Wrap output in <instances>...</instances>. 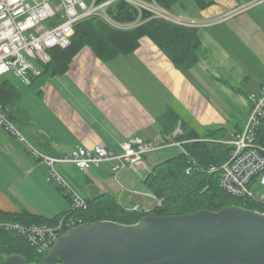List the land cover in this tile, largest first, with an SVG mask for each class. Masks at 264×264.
<instances>
[{
	"label": "crops",
	"instance_id": "1",
	"mask_svg": "<svg viewBox=\"0 0 264 264\" xmlns=\"http://www.w3.org/2000/svg\"><path fill=\"white\" fill-rule=\"evenodd\" d=\"M171 13L190 22L233 14L197 29V64L186 71L142 37L134 52L107 62L83 47L62 75L34 78L29 86L12 74L3 76L13 87L5 108L17 131L54 159L99 145L119 154L123 142L166 136L163 131L174 121L172 139L222 130L217 142L223 144L241 132L247 95L264 78V0H182ZM161 161L144 156L139 165L116 173L121 187L109 179L110 163L84 172L73 164L55 169L84 199L105 195L123 207L149 211L155 204L148 205L143 182ZM69 210L70 202L48 180L47 167L0 128V212L52 220Z\"/></svg>",
	"mask_w": 264,
	"mask_h": 264
},
{
	"label": "built area",
	"instance_id": "2",
	"mask_svg": "<svg viewBox=\"0 0 264 264\" xmlns=\"http://www.w3.org/2000/svg\"><path fill=\"white\" fill-rule=\"evenodd\" d=\"M117 1L131 5L140 16L142 11L152 19H160L188 28L214 25L224 17L202 22H190L174 16L155 3L141 0H0V77L12 74L24 85L41 75V66L49 64V51L53 48L66 49L71 44L74 29L80 22L96 18L116 30L127 31L141 25L140 20L130 24H118L107 15L108 8ZM249 112L241 132L223 144L229 152L224 162L211 166L208 174H218L219 187L232 198L249 201L264 208V147L257 144L258 131L264 128V78L255 93L247 95ZM0 128L24 145L28 153L47 167L48 180L54 182L70 199V210H85L86 200L55 169L56 164H73L80 172L89 167L98 168L110 163L112 174L133 168L149 153L167 148H179L185 154L182 143L171 137L157 135L152 141L134 138L119 145L115 154L102 146L91 150L76 148L69 156L54 159L36 151L15 128L8 110L0 104ZM191 168L186 170L188 174ZM156 206L161 201L147 194ZM138 207H133V210ZM264 215V213L253 211ZM76 221L65 215L53 226H27L19 223L2 222L6 232L23 237L38 254L48 253L57 241L70 230L78 227Z\"/></svg>",
	"mask_w": 264,
	"mask_h": 264
},
{
	"label": "trees",
	"instance_id": "3",
	"mask_svg": "<svg viewBox=\"0 0 264 264\" xmlns=\"http://www.w3.org/2000/svg\"><path fill=\"white\" fill-rule=\"evenodd\" d=\"M141 1L155 3L158 7L171 12L182 0ZM107 15L118 24H130L137 19L142 24L134 29L122 31L113 29L96 18L80 22L75 26L69 47L53 48L49 51L51 60L49 64L41 66L39 77L62 75L67 71L73 57L83 47L90 48L103 62L117 56L129 55L135 51L142 37L149 38L178 70L186 71L197 64L196 51L199 47L197 29L152 19L146 11H142L139 16L131 5L123 1L112 4L107 10ZM12 88L8 80L0 77V104L4 107L9 101L7 94ZM175 125V121L172 122L163 133L169 136ZM223 138L222 130L208 131L202 136L191 133L175 136L173 140L182 143L185 154L178 153L159 162L146 176L143 182L145 190L162 200L160 206L155 205L149 211L126 208L114 199L101 195L85 199L87 203L85 210H69L52 220H45L26 212L17 214L0 212V223L53 226L65 215L68 219L75 220L77 226L97 222L130 226L149 217L183 216L198 212L216 214L230 207L264 213V208L258 205L225 194L219 187L218 174L207 173L211 166L220 164L227 158L228 148L217 142ZM256 142L264 147V128L259 129ZM188 168H191V171L187 174ZM59 191L63 194L61 189ZM64 197L70 202L68 196ZM47 254H38L23 237L6 232L0 227V264L12 257H22L26 264H42Z\"/></svg>",
	"mask_w": 264,
	"mask_h": 264
},
{
	"label": "water",
	"instance_id": "4",
	"mask_svg": "<svg viewBox=\"0 0 264 264\" xmlns=\"http://www.w3.org/2000/svg\"><path fill=\"white\" fill-rule=\"evenodd\" d=\"M3 264L26 263L12 257ZM42 264H264V215L230 207L216 214L149 217L130 226H78Z\"/></svg>",
	"mask_w": 264,
	"mask_h": 264
},
{
	"label": "rangeland",
	"instance_id": "5",
	"mask_svg": "<svg viewBox=\"0 0 264 264\" xmlns=\"http://www.w3.org/2000/svg\"><path fill=\"white\" fill-rule=\"evenodd\" d=\"M7 77V76H6ZM8 78H10L13 82H15V79L12 77V76H10V75H8ZM17 79V78H16ZM18 81H20V80H18ZM21 82V81H20ZM22 83V82H21ZM240 124V123H239ZM179 153V148H175V147H171V148H167V149H165V150H160V151H156V152H152V153H149V154H147L146 156H148V157H150L151 158V156H155V157H158L159 156V158L160 159H162V160H164V159H167V158H169V157H172L173 155H176V154H178ZM102 165H104V164H102ZM78 173V172H77ZM118 175L119 174H112V176L109 178V179H111L112 180V182H114V183H116L119 187H121L122 185H121V181L119 180L120 179V176H119V178H118ZM78 193L80 194V195H83V191L82 190H78ZM147 201V203H148V205H150V206H152V205H154L155 203H154V201L152 200V199H148V200H146Z\"/></svg>",
	"mask_w": 264,
	"mask_h": 264
}]
</instances>
